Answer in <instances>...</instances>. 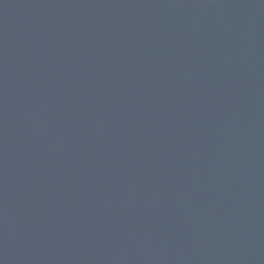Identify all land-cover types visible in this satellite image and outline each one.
Here are the masks:
<instances>
[{"label": "water", "instance_id": "1", "mask_svg": "<svg viewBox=\"0 0 264 264\" xmlns=\"http://www.w3.org/2000/svg\"><path fill=\"white\" fill-rule=\"evenodd\" d=\"M0 264H264V0H0Z\"/></svg>", "mask_w": 264, "mask_h": 264}]
</instances>
